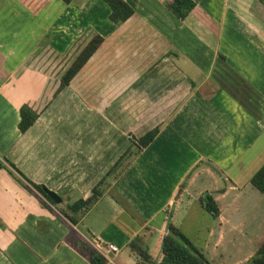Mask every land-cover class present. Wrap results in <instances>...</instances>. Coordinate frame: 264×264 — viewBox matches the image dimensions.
<instances>
[{
	"label": "crops",
	"instance_id": "crops-1",
	"mask_svg": "<svg viewBox=\"0 0 264 264\" xmlns=\"http://www.w3.org/2000/svg\"><path fill=\"white\" fill-rule=\"evenodd\" d=\"M124 1L134 14L116 27L100 0H48L37 14L20 0H0V159L61 199L51 205L0 170V264H90L82 242L107 264H136L127 248L135 237L152 264H174L161 252L170 224L210 264L217 257L232 264L226 241L239 249L250 226L243 195L263 201L250 186L264 164V26L255 0H193L183 21L167 9L169 0ZM87 29L104 42L39 110L91 38L80 36ZM40 50L61 62L59 78L50 74L53 65L31 63ZM23 105L38 118L20 133ZM157 125L154 141L71 224L66 206L90 197L130 147L128 135ZM217 177L222 188L203 184ZM205 194L217 218L200 206ZM110 244L118 252L103 250Z\"/></svg>",
	"mask_w": 264,
	"mask_h": 264
},
{
	"label": "trees",
	"instance_id": "trees-1",
	"mask_svg": "<svg viewBox=\"0 0 264 264\" xmlns=\"http://www.w3.org/2000/svg\"><path fill=\"white\" fill-rule=\"evenodd\" d=\"M48 0H20L21 4L30 10L32 14H37ZM63 4L67 5L74 0H60ZM109 9L108 20L116 27H120L126 23L134 14V10L130 4L124 0H100ZM264 4V0H259ZM167 9L172 12L180 21H183L188 14L195 8L193 0H169L166 3ZM104 42V38L99 34L91 35V38L78 52L71 64L61 76L58 92L66 88L81 68L88 62V60L95 54L99 47ZM20 120L18 122V130L20 133L26 132L38 118V114L29 106L23 105L19 109ZM160 131V125L154 126L143 135L135 137L130 135V147L119 156L116 162L107 170L104 176L96 183L91 190V195L87 199H79L72 204L66 206L64 216L71 224L78 222V217L88 211L101 197V185L111 176L117 167L121 164L123 159L130 153L131 148L137 149L136 156L141 150L146 148L154 141ZM6 170L26 189L32 193V189L43 196L48 203L55 205V203L46 195V188L43 185H37L25 178V176L16 168V166L5 158L0 159V170ZM125 171V170H124ZM123 171V172H124ZM122 172V173H123ZM121 173V174H122ZM116 177V179L118 177ZM26 184H25V183ZM250 184L258 192L264 196V164L254 173L250 179ZM28 185V186H27ZM200 206L213 218L219 215V209L214 199L205 194L199 197ZM42 205L47 207L42 202ZM49 208V207H47ZM168 233L164 236L161 244L162 254L170 259L174 264H210L203 254L198 252L189 242V240L180 232L179 229L173 225H168ZM82 249L90 264H107L106 258L95 248L82 242ZM129 252L134 255L138 260L136 264H152V257L148 253L147 247L142 244L139 237H135L127 244ZM243 264H264V242L259 246L254 256L248 259Z\"/></svg>",
	"mask_w": 264,
	"mask_h": 264
},
{
	"label": "rangeland",
	"instance_id": "rangeland-1",
	"mask_svg": "<svg viewBox=\"0 0 264 264\" xmlns=\"http://www.w3.org/2000/svg\"><path fill=\"white\" fill-rule=\"evenodd\" d=\"M255 2H256V4H255ZM262 6L263 7L258 6L257 0H255L254 4L252 5V11L257 15L256 16L257 19H261V21L263 23L262 25L264 26V4H262ZM93 32H94L93 30L87 29L80 36H84V37L85 36H91V35H93ZM31 63L35 64V66H38L39 68H45V69L46 68L47 69L52 68L51 66L53 65L52 70L54 71V74H52V73H50V74L54 78H59L58 77V71L60 68L58 65L61 62L60 61L58 62V60H56V59L52 60L51 56L47 55L45 50H40L38 52V54L32 59ZM60 66H61V64H60ZM57 90L55 91V93L53 95L45 96L43 98V100L40 101L37 108L39 110H43V111L48 109V107L52 104V101L58 95ZM128 139L131 142L130 135H128ZM136 153H137V149L135 147H133L131 149L130 153L123 159L121 164L114 171V173L111 176H109L107 178V180L101 185L102 192H104V190L108 187V185H110L111 182L114 181L116 179V177L119 176L128 167V165L131 163V161L135 158ZM248 171H252V170H250V169L244 170V172H248ZM212 176H213V173H212ZM212 176L210 178H212ZM217 179H218V177H217ZM214 182H215V184H213ZM203 184H205L207 187H209V189H211V187L212 188L213 187L214 188H222L224 186V182L221 181L220 179H218V182L214 181L213 179L212 180L203 179ZM250 186H252V185H250ZM251 188H253V190L257 191L254 187H251ZM243 192L244 191H242V193ZM260 196H262V194ZM41 197L44 198L43 196H41ZM262 198H263V201H258V200L252 199V197L247 193H245V195H243V200L240 202L242 205L241 210L246 212L247 217L245 219H247V221H248L247 225L250 224V226L248 228H246V233L243 234L245 236V238L244 239L242 238L243 240H241V242H240L241 245H240L239 249L232 247L231 244H227L229 242L230 238H228V240L226 241V246H227L226 251H228L227 256L229 258L232 257V261H230L232 264H234L235 260L239 261L240 263H243L244 262L243 259L248 257V255H251L250 258L253 257L255 252L259 248L258 247L259 244L264 239V223L261 222L262 220H264V196H262ZM185 207L186 206L183 205V207L178 210V214H177L176 218H179L180 215H183V213L185 211ZM190 212L192 213V215L198 214V213L194 212L193 210H190ZM185 215H187V213H185ZM121 219L122 218L119 217L117 219V222L121 221ZM192 229H193V227H192ZM190 233H191L190 235H194L196 232H194V230H191ZM229 237H231V236H229ZM201 239H203L202 235H201ZM223 259L225 260V257H217L214 260V263L215 264H217L218 262L220 263L221 261H223ZM246 259H249V258H246Z\"/></svg>",
	"mask_w": 264,
	"mask_h": 264
},
{
	"label": "water",
	"instance_id": "water-1",
	"mask_svg": "<svg viewBox=\"0 0 264 264\" xmlns=\"http://www.w3.org/2000/svg\"><path fill=\"white\" fill-rule=\"evenodd\" d=\"M45 193L55 204H59L61 202L60 197L56 193L51 192L47 189L45 190Z\"/></svg>",
	"mask_w": 264,
	"mask_h": 264
},
{
	"label": "built area",
	"instance_id": "built-area-1",
	"mask_svg": "<svg viewBox=\"0 0 264 264\" xmlns=\"http://www.w3.org/2000/svg\"><path fill=\"white\" fill-rule=\"evenodd\" d=\"M103 250H106L107 252L109 251V252H112V253H115V252H118V249H117V247L116 246H113V245H106L105 246V249L103 248ZM102 255H103V253L102 252H100Z\"/></svg>",
	"mask_w": 264,
	"mask_h": 264
}]
</instances>
